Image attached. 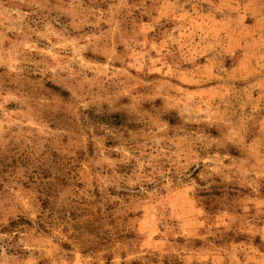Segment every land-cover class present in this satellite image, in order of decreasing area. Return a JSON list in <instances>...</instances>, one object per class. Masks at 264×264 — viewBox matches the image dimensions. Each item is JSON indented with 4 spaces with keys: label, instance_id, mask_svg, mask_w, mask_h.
Wrapping results in <instances>:
<instances>
[{
    "label": "rangeland",
    "instance_id": "374dc122",
    "mask_svg": "<svg viewBox=\"0 0 264 264\" xmlns=\"http://www.w3.org/2000/svg\"><path fill=\"white\" fill-rule=\"evenodd\" d=\"M0 264H264V0H0Z\"/></svg>",
    "mask_w": 264,
    "mask_h": 264
},
{
    "label": "trees",
    "instance_id": "16d2710c",
    "mask_svg": "<svg viewBox=\"0 0 264 264\" xmlns=\"http://www.w3.org/2000/svg\"><path fill=\"white\" fill-rule=\"evenodd\" d=\"M114 117H118V115H115Z\"/></svg>",
    "mask_w": 264,
    "mask_h": 264
}]
</instances>
